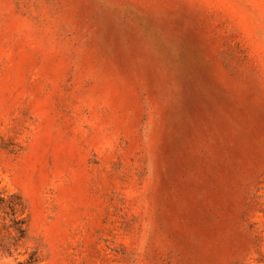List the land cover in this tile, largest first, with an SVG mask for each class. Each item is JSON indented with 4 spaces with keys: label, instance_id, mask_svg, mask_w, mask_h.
<instances>
[{
    "label": "rangeland",
    "instance_id": "obj_1",
    "mask_svg": "<svg viewBox=\"0 0 264 264\" xmlns=\"http://www.w3.org/2000/svg\"><path fill=\"white\" fill-rule=\"evenodd\" d=\"M0 264H264V0H0Z\"/></svg>",
    "mask_w": 264,
    "mask_h": 264
}]
</instances>
